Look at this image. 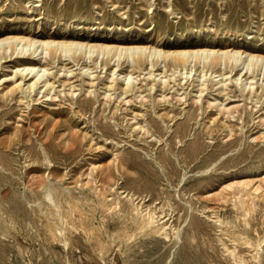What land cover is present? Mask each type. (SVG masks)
<instances>
[{"label":"rangeland","instance_id":"374dc122","mask_svg":"<svg viewBox=\"0 0 264 264\" xmlns=\"http://www.w3.org/2000/svg\"><path fill=\"white\" fill-rule=\"evenodd\" d=\"M125 25L126 31L122 30ZM13 30L38 37L61 32L89 38H143L158 41L165 48L186 42L190 32V41H226L264 49V0H0V35ZM9 53L10 49L0 50V143L10 140L14 147L1 152L11 159V168H0V172L9 174L14 182L0 183V207L10 204L7 194L20 202L22 212L14 215L15 234H0V264L109 263L108 258L102 262L97 244L85 241L79 231L69 233L72 218L64 198H79L82 211H87L91 224L99 227L101 217L108 213L97 194L107 196V202L118 197L136 206L135 217L152 210L158 222L177 223L180 235L190 221L198 220L205 229L197 234V240L210 241L212 253L227 263L221 242L228 246L232 242L219 230L214 213L224 223L231 220L232 200L236 198L232 194L242 188L237 181L246 180L249 165L264 168L263 70L253 71L254 78L247 79L250 85L243 79L248 74L234 79L241 66L226 74L228 79L214 84L217 77L208 71L204 74L205 68L200 71L199 61L192 77L169 69L162 81L155 73L164 68L163 62L159 60L153 66L157 70L149 73L147 59L145 69L133 71L132 88L123 92L117 84L125 87L127 83L115 71L131 69L134 62L130 57H120L117 66L115 57L107 65L105 55L92 60L96 52L77 62L72 54L62 53L59 60L55 57L47 64V76L40 77L34 89L6 97L2 92L20 79V74L13 76V72L21 62L30 57L48 59L43 52L37 56L22 55L17 49ZM84 64L89 69L81 68ZM113 68L115 73L110 71ZM46 77L51 82L44 91V86H38ZM226 91L229 96L224 95ZM150 124L157 130L150 127L149 132L144 131ZM225 124L231 126L223 128ZM208 127L217 131L206 134ZM230 128L231 136L227 135ZM43 136L50 163L46 159L34 162L27 154L30 149L40 155L37 138ZM194 143L198 147L196 158L190 148ZM220 144V152L208 160V154ZM247 151V156L241 155ZM129 157L139 164H131ZM168 168L174 172L170 177L165 175ZM140 177L153 185L158 198L153 193L133 192V180L138 183ZM39 180L47 184L51 203L62 205V220L57 224L68 228L69 244L64 248L60 241L64 237L55 242L46 237L39 217L46 205L47 211L57 208L48 198L26 200L31 195L30 186L36 188L32 183ZM258 180L254 178L243 188L261 208L264 183ZM253 183H260L261 190L252 191ZM36 189L40 193L44 190L41 186ZM10 222L7 213L0 211L2 227H9ZM109 224L112 227L113 221ZM225 228L231 229L230 225ZM160 240L158 235L154 239L138 236L123 245L121 253L112 252L104 243L108 250L103 255L112 252L111 256L118 257L112 264H201L193 256L178 261L183 252L179 244ZM243 248L237 247L239 252L246 251ZM246 252L251 260L250 251Z\"/></svg>","mask_w":264,"mask_h":264},{"label":"bare ground","instance_id":"6f19581e","mask_svg":"<svg viewBox=\"0 0 264 264\" xmlns=\"http://www.w3.org/2000/svg\"><path fill=\"white\" fill-rule=\"evenodd\" d=\"M122 30H128V25L123 26ZM41 35V37H38V35L34 33L25 32L23 30H13L6 33L5 35H0V50H2V53L7 51V49H10L9 55H11V53L17 49L18 53L22 55L28 54L30 56H37V54L42 52L45 55H48V59L46 58L44 61L42 58L30 57L31 60L25 59L23 62H21L18 68H15L13 72V76H15V74L18 72L20 74V79L18 81L15 79V83L2 92L4 93V96H12L13 93H16L17 91L24 93L26 90L31 88L34 89V87L37 86L40 77L46 75L45 72L48 70L47 64L51 63L55 57H57V60H59L62 53L64 55L66 53L72 54V60L77 62L85 54L91 55L92 53L96 52V57L92 58V60H96L99 55L102 57L105 55L103 58L104 65H107L109 64V61L115 57L117 59V66L119 65L118 61L120 57H130L131 61L134 62V66H131V69L120 67L115 71L117 72V76H120V78L122 77V80L127 83L125 87H123L122 84H117V86H119L123 92H126L132 88V86H130L132 84L130 83V79L132 78L133 71L135 69H145L144 63L147 59L150 61V68L148 69L149 73L157 70V67L153 69V66L158 65L159 60L163 62L162 67L164 68L160 69L158 73H155V75H158V78L162 81H164L163 77L166 76V71L169 69L172 73L177 71L179 74H184L183 77H192L194 75L192 70L194 71L197 69L196 64H198L199 61H202L200 71H204L205 68L204 74L206 71H208L209 75H212L213 78L217 77L214 84L228 79V77H225L226 74L232 72L239 66L241 67L239 69L237 68L238 70L233 74L236 75L234 79L238 80L248 74L243 78L245 80L244 83H248V85H250L251 82H248L247 79L254 78L253 71L263 70L264 74L263 48L246 46L238 43H230L226 41L223 43L190 41V32L186 33L188 37L186 42L184 41L178 43L177 45H170L167 48L160 46L158 41L151 42L143 38L125 39L118 38L114 35V37L93 36L90 38L87 36H79L61 32H49L45 34L43 33ZM30 48H32V51L28 52ZM3 57L6 56L3 55ZM192 62L193 64H191ZM84 67L85 64L81 68ZM159 68L160 67H158V70ZM243 68L245 71H242ZM85 69H89V66L86 65ZM114 69L115 68L111 69L110 71L115 73ZM52 76H54V74ZM49 82L51 81H49V78L46 77V80H44L43 84L39 85L38 88L44 86V91H46L47 84ZM110 86H112L111 83L108 85V87L110 88ZM202 90L203 88L199 89V92H202ZM224 95L229 96V92L226 91ZM230 126L231 125L225 124L223 128ZM150 127L157 130L154 124H150L144 129V131L149 132ZM216 131V128L208 127L206 134H212ZM232 131L233 130L231 128L228 129L227 135L231 136L233 133ZM37 139L40 140L41 145L40 155L34 154L30 149H28L27 154L29 153V155L32 157V161L34 162L46 159V162L48 161V163H50L51 159L47 154L46 136ZM230 142H233V140H230ZM222 146L223 145L220 144L218 147H215L214 150L208 154V160L215 156V152H220ZM11 147H14V144L10 140L0 143V168H11V159L1 153L5 151V149H10ZM190 148L192 150V156L196 158L198 155V147L196 143L192 144ZM249 151L244 152L241 155L247 156ZM128 160L131 162V164H139V162L134 157H129ZM165 167L167 168L166 165ZM246 170L250 171L247 173L246 180H242L243 182H241V180L237 181V183L242 185V188H237V190L232 194L236 195V198L232 200L233 209L231 220H226L224 223L223 218L219 217L217 213H214V217L216 218H214V220L218 222L219 230L222 232V234H224V236L228 237L230 242H232L230 246H228L224 241L221 242L222 248H224L227 253V263H223L212 253L210 250L212 249L210 241L209 243L204 242V238H202V241L200 242L197 240V234L203 232L205 229L201 227L198 220L194 219L193 221H190L187 228L183 230L180 235V228L179 226L177 227V223L176 226H172L170 224L166 225L163 221L158 222L157 215H155L154 211L152 210H147L145 213L135 217L134 211L137 209L136 206L133 207L130 203L123 201L118 197L113 202H107L105 199L107 196L104 197L103 194H97L98 196H101L99 198V204H101V206L106 209L105 211H107L108 214L106 213L107 215L105 216L99 215L102 216L100 219L101 226L99 227H95L91 224V215L89 216L87 211H82L79 198L73 197L72 195H68L66 198H64L67 204V212L72 218L69 225L71 232L69 233H73L75 231L81 232L82 238L85 239V241L98 245L102 262H105V260L108 258L111 264L118 259V257L111 256L113 251L121 253L123 245L127 244L129 241H133L138 236H149L150 239H154L156 235H158V238L161 239V242H170L174 245L179 244L180 252L183 251L182 253H179L177 257V260L180 262L186 259L190 260L193 256V259L196 261L199 260L201 264H208L210 262H212V264H252L249 261H254L256 264H264V205H262L263 207L260 208L258 202L254 200L252 196H250L251 192L243 188V185L248 186L254 180V178H258V181L263 180L264 183V168L259 165H249L245 171ZM144 171H146V169H144ZM173 173L174 172L172 169L168 168V171L165 173V175L170 177ZM257 175L262 176L258 177ZM137 181L138 183L133 180L135 183V185L132 186L133 192L137 193L138 195H142L144 192L153 193L154 196L158 198V193L155 192V188L149 181H145L142 177L137 178ZM13 182V178L9 174L0 172V183L13 184ZM32 184L36 188L41 186V188L43 187L44 190H42V193H40L38 189L32 188L30 186L31 195L27 196L29 197L26 199L27 201L32 200L33 202H36L42 197L43 199L48 198L50 204L53 203H51L52 198L44 180L34 181ZM125 187L129 188L128 186ZM251 188L252 191L257 192V190H261L262 187L260 183H256V185L253 183ZM6 196L9 197L8 201H10V204L8 206L0 207V211L7 213L11 222L9 227H2L0 224V231H6L0 232V234L8 236L7 232L12 235L15 234L16 229L14 227V215L22 212V205L12 196L7 194ZM53 207L57 209L47 211L46 205L45 211L39 217L42 216V226L45 230L46 237L48 235V238H50L52 242L60 240L62 237H64V239L60 240L62 242L61 244L63 245L62 248H64L69 244L68 234L65 232V229L68 228L61 227L57 224L58 220H62V205L56 204L54 202ZM39 211H41V209H39ZM111 220L113 221L112 227L109 224ZM65 224L67 225V223ZM158 224L160 225L158 226ZM227 225H230L231 229L225 228ZM105 235L107 238L104 239ZM17 243H20L19 240ZM104 243H107L111 247L112 252L109 254L110 256L108 255L105 257L103 255V253L108 250ZM238 246H242L244 247L243 249H246V251H250V253H248L250 254L249 257L251 260L247 258L248 256H246L247 252L245 250H240V252L238 251ZM187 251L192 252L193 255L188 254ZM120 253L118 254L120 255Z\"/></svg>","mask_w":264,"mask_h":264}]
</instances>
